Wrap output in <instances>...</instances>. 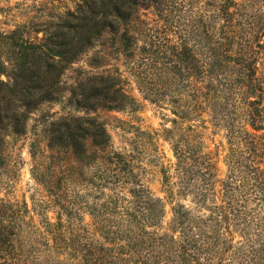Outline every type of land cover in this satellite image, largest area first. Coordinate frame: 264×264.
<instances>
[{
	"label": "trees",
	"instance_id": "16d2710c",
	"mask_svg": "<svg viewBox=\"0 0 264 264\" xmlns=\"http://www.w3.org/2000/svg\"><path fill=\"white\" fill-rule=\"evenodd\" d=\"M158 1L78 0L72 11L43 25L37 41L23 38L20 27L0 36V165L3 136L22 134L33 110L58 100L64 71L107 36L127 58L145 98L156 101L179 91L184 101L171 98L183 118L205 109L216 125H224L230 151L219 193L211 160L188 125L181 138L171 140V150L173 185L190 204L175 201L164 225L163 203L138 180L134 165L119 153L103 157L109 135L91 114L121 109L131 98L113 74L80 76L66 102L83 115L52 120L46 138L51 151H66L77 163L79 172L69 174L74 180L93 167L82 182L87 196L81 204L76 200L75 207L63 204L65 214L48 222L43 236H35L37 230L25 218V204L0 200V264H264V76L256 58L258 50L264 51V20L259 25L252 20L262 15L252 12L253 3L264 0H245L241 7L237 0L218 4L221 36L206 48L205 60L186 42L159 46L150 38L147 44L136 43L129 23L140 6ZM2 45L8 49L6 60ZM223 61L235 72L220 79ZM98 63V58L91 62ZM240 110L247 121L242 127L234 121ZM172 123L176 126L177 120ZM97 152L103 157L101 170L94 165ZM82 193L75 196L83 198Z\"/></svg>",
	"mask_w": 264,
	"mask_h": 264
},
{
	"label": "rangeland",
	"instance_id": "374dc122",
	"mask_svg": "<svg viewBox=\"0 0 264 264\" xmlns=\"http://www.w3.org/2000/svg\"><path fill=\"white\" fill-rule=\"evenodd\" d=\"M221 1L159 0L154 5H142L129 23L128 30L139 46L149 43L150 38L159 46L163 43L178 46L186 42L194 49L200 60H205L206 48L210 49L212 43L221 36L219 33L221 21L217 15L218 4ZM244 1L237 0V3L241 7ZM77 2L78 0H0V36L20 27L23 38L37 41L42 36L38 30L43 25L67 11H72ZM252 8V12L262 14L252 18L259 25L262 19L264 20V4L257 1L253 3ZM239 17L242 18L238 15L234 18ZM146 33L149 34L148 37L145 36ZM262 40L264 41V38ZM7 50V47L2 45L4 60L8 56ZM215 52H218V47L215 48ZM95 58H98L100 63L93 65L91 62ZM256 58L258 72L260 76L261 74L264 76V51L258 50ZM223 62L218 68L223 72L220 79L223 78V74L227 77L235 72L234 67ZM101 73L117 76L124 91L132 100L127 99L126 106L118 110L98 109L91 113L104 124L109 135V145L103 157L107 153H119L134 165L133 172L138 180L152 197L161 199L164 225L171 219L175 201L181 200L185 204H190L189 197L182 199L173 185L176 182V175L175 158L171 150V140L181 138L186 133V126H191L192 134L201 146L202 152L211 160L214 168V189L217 193L227 174L230 144L224 125H216L211 113L205 109L198 116L187 112L190 120L187 117L183 118L185 115L180 113L182 109L177 108L172 101L173 97L171 98L174 96L184 101L183 96L178 95L179 91L166 98L158 97L156 101L145 98L138 89L137 79L129 67L127 58L118 53L106 36L103 42L98 41L64 71L61 77L63 93L58 100L44 102L33 110L22 134L3 136L0 200L19 206L26 205L25 218L29 219L30 224L37 230L35 236H43L42 232L47 223L55 222V217L60 212L65 214L61 208L75 207L76 200H81V204L87 196L85 194L87 185L83 186L82 182H86L90 173L94 171L93 167L84 169L82 175H77L78 181L74 180L73 174L70 177V172H79L77 163L70 160L68 152L59 153L48 148L46 130L52 120L62 115H83V111L66 102L70 96L71 86L80 76ZM1 78L6 80L5 76ZM214 82L217 84L218 80ZM157 84L161 85V81ZM173 110H176L177 115L173 114ZM174 118L177 120L176 126L172 123ZM234 121L236 126H245L247 122L245 112L240 110ZM169 129L173 132H168ZM101 154L97 152L95 159L98 161L94 164L100 170L103 166L100 163L103 158ZM80 179L84 181L80 182ZM43 184H49L50 187ZM59 184L61 190L58 189ZM169 186H172V195ZM79 191L83 192V198L80 194L75 196ZM83 222L89 223L87 214H84ZM47 229L49 230L48 226Z\"/></svg>",
	"mask_w": 264,
	"mask_h": 264
}]
</instances>
